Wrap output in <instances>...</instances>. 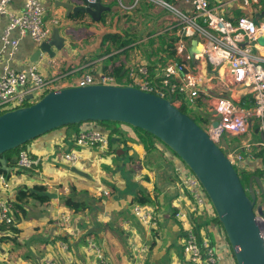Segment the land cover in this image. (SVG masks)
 <instances>
[{
    "label": "crops",
    "instance_id": "0c3cea01",
    "mask_svg": "<svg viewBox=\"0 0 264 264\" xmlns=\"http://www.w3.org/2000/svg\"><path fill=\"white\" fill-rule=\"evenodd\" d=\"M76 1L72 0L73 4ZM132 1L122 0V3L128 5ZM170 1L177 2L184 11L190 9L182 4V0ZM211 1L217 4L215 0ZM42 2L48 9V19L58 17L63 22L59 30L66 40L65 50L56 52L54 49V58L46 54L41 58L39 64L46 76L73 80L89 72L91 69L88 67L92 65L95 73L100 72L108 58L101 56V43L104 35L109 33L131 34L123 37L124 41H129L123 52L112 53L125 64V72L129 65L140 62L148 64L155 74L160 66L177 59L172 53L178 40L177 29L172 15L164 10L142 2L134 11L124 12L119 0H102L105 6L111 8L104 24L88 16H81L78 20L69 18L67 10L57 6L58 0ZM24 3L25 0H12L10 8L20 10ZM251 14L256 20L262 19L264 1L261 0L260 9L255 7ZM227 16L235 20L241 16L238 6L230 9ZM124 17L127 22H130L129 18L131 22L144 18L137 33L147 36L139 37L136 32L123 30L120 25H123ZM7 23L8 20L3 18L0 24V48ZM11 37L19 40L18 51L14 58L6 57L0 64V74L6 66L23 70L30 64L38 63L32 62V58L39 48L29 36H21L16 30ZM49 58L54 59L51 65L47 64ZM46 66L49 68L46 69ZM192 66L209 76L208 64L204 60ZM209 93L212 98L217 95L229 97L215 80ZM234 100L241 106H252L249 91L238 88L234 92ZM210 103L211 99L200 96L193 111L201 113L205 110L209 114H202L203 119L212 118ZM83 130L102 131L100 124L88 123L78 129L65 127L54 130L30 142L23 150L38 163L29 170L18 168V154L5 156L8 166L13 168L7 177L16 200L17 226H0L3 252L0 264H44L48 258L59 264H97L96 255L88 252L90 241L103 250L109 264H187L183 244L191 224L202 240H209L216 248L223 258L222 264H237L222 226L215 222L217 216L212 204L209 203L205 214L193 211L194 201L180 187L176 172L177 168L188 169L171 150L157 142L147 152L141 143L119 130L113 134L111 129L109 132L102 131L109 134L110 146L106 150H84L76 146L77 137ZM244 136H248L253 143L240 144L238 141ZM234 139L238 140L234 142V149L243 156L239 165L249 174L261 170L262 159L256 154L261 150L259 144L264 137L258 130L257 122L246 134L234 136ZM248 145L253 157H249L243 149ZM73 150L80 151L82 155V161L76 168L62 160L65 153ZM75 169L82 174L74 172ZM25 189L33 193H48L52 197L43 196L47 199L42 201L31 197L20 202L18 194ZM141 199L155 208L158 225L154 229L140 223L133 214V207L140 204ZM67 200L83 206V210L76 211L67 206ZM20 205L21 211L17 209ZM262 209L264 211L263 206ZM181 211L189 213L188 220L177 217ZM144 248L146 251H143Z\"/></svg>",
    "mask_w": 264,
    "mask_h": 264
},
{
    "label": "built area",
    "instance_id": "2783aa9c",
    "mask_svg": "<svg viewBox=\"0 0 264 264\" xmlns=\"http://www.w3.org/2000/svg\"><path fill=\"white\" fill-rule=\"evenodd\" d=\"M12 0H0V24L3 18L8 20L1 37L0 64L7 57L14 58L19 47V40L11 37L13 31L21 36H29L38 48L52 37L53 30L60 28L63 22L58 17L48 19V9L42 0H25L24 7L12 10ZM60 1V0H58ZM62 1V0H61ZM95 3L96 0H87ZM182 0L189 11H184L177 2L169 0H133L125 5L119 0L122 11H131L142 2L166 11L172 15L177 29L176 56L153 74L148 64H131L123 76L105 74L103 69L95 73L93 65L88 67L89 72L82 73L73 80H63L62 77L46 76L38 63L30 64L23 70H16L6 66L0 74V116L6 112L30 106L43 98L46 94L69 87H86L91 85L130 86L142 92L156 95L170 100L173 104L183 103L194 107L200 96L211 99L210 111H216L219 121L217 129L211 128L209 123L207 133L220 147L222 136H242L257 122L258 130L264 137V45L258 43L264 38V16L256 20L251 14L254 8L260 9L261 0ZM238 6L241 13L236 20L227 16L233 7ZM234 13V11H232ZM198 40L199 50L192 59L189 53L191 41ZM47 55V54H46ZM50 59V58H49ZM202 60L211 66L217 74L197 71L192 64L198 65ZM198 62V63H196ZM54 63L50 59L47 64ZM94 64V63H93ZM46 69L49 66L45 67ZM213 80L223 86L229 97L219 96L212 98L209 93ZM238 88L249 91L252 96V106L244 107L234 100V92ZM31 97L30 99H28ZM76 146L80 149L106 150L110 146L109 134L99 130L80 131ZM264 151V139L259 144ZM222 150L223 148L220 147ZM230 152L226 154L235 166L243 160V156L236 154V148L229 145ZM253 157L251 147L243 148ZM261 167V180L264 185V156ZM62 160L71 167L82 161L80 151L73 150L65 153ZM38 163L26 150H22L17 161L18 168L29 170ZM187 168V167H186ZM188 169V168H187ZM180 187L184 189L194 201L193 211L196 214H205L210 199L205 193L198 178L188 169H176ZM13 188L3 172H0V226L16 227V200L13 199ZM133 214L140 223L148 228L157 227L155 208L151 205L136 204ZM177 217L189 219V213L181 211ZM264 218V214L261 215ZM264 234V219H259ZM1 245V244H0ZM67 249L65 244H62ZM143 251H146L144 248ZM88 252L96 255L97 264H109L103 250L94 242L88 243ZM183 253L187 264H222L223 258L209 240H201L195 227L191 224L186 230L183 244ZM3 252L0 246V258ZM44 264H59L54 259H46Z\"/></svg>",
    "mask_w": 264,
    "mask_h": 264
},
{
    "label": "water",
    "instance_id": "95a60500",
    "mask_svg": "<svg viewBox=\"0 0 264 264\" xmlns=\"http://www.w3.org/2000/svg\"><path fill=\"white\" fill-rule=\"evenodd\" d=\"M57 6L65 8L69 18L78 20L88 16L95 22H101L103 13L111 10L102 0L95 3L77 0L76 4L72 0L58 1ZM65 41L55 28L51 40L40 46L32 62H37L42 54L54 58L56 52L65 50ZM258 43L264 45V38ZM197 45L198 40L193 39L189 48L192 59L199 52ZM208 71L217 74L209 64ZM211 116V128L217 129V112L212 111ZM103 122L141 129L168 147L198 178L236 263L264 264V234L255 211L258 195L264 197L260 176L252 175L246 189L235 166L204 128L170 100L137 88L105 85L63 88L49 92L30 106L4 113L0 116V169L6 173L13 171L5 154L47 133L73 125ZM73 171L82 174L76 169ZM35 193L52 197L44 192ZM258 212L263 215L261 207Z\"/></svg>",
    "mask_w": 264,
    "mask_h": 264
},
{
    "label": "trees",
    "instance_id": "16d2710c",
    "mask_svg": "<svg viewBox=\"0 0 264 264\" xmlns=\"http://www.w3.org/2000/svg\"><path fill=\"white\" fill-rule=\"evenodd\" d=\"M262 1H264V0H262ZM108 15H109L108 12L103 13L102 19H101V22L102 23H104V24L106 23L107 18H108ZM130 35L131 34H129V32H125L122 35L120 33H109V34L104 35V37L102 39V43H101V56L108 57L107 60H106V62H105V64H104V67H103V71H104L105 74L114 75V76H120L121 72L123 71V69L125 67V64L122 61H118L115 56H112V53L114 51H118V50H120V53H122L123 52L122 49L129 44V41H124L123 37H128ZM172 53H173V56H175L176 55V49L174 50V48H173V52ZM118 54L116 55L117 57L119 56ZM174 105L177 108H179L183 113L187 114L189 117L192 118V116L190 114L186 113V110H187L186 107H188V106H186L185 104H184L185 106L183 104L181 105V103L180 104L179 103H175ZM192 119L198 125H200L194 118H192ZM212 119L213 118H207V119L205 118V119H202L201 122L207 124V123H210L212 121ZM97 124L104 125V126L109 125V127L111 128V131L110 132L113 133V134L116 133V132H118V129L117 128H114V127H115V125H117L119 123L103 122V123H97ZM80 126L81 125H73V126H68V128H72L73 127V128L78 129ZM132 129L137 134L140 143L143 145L144 149L147 152H149L151 149H153L154 146H155V144L157 142H160L157 138H155L151 134H149V133H147V132H145V131H143L141 129H135V128H132ZM223 136H222V138H223ZM233 142H235V141H233ZM233 142H228V144L229 145H233ZM26 146L27 145H25L22 148H19L17 150L7 152L5 154V156L10 157V156L16 155V154L19 155L20 152L23 149H25ZM223 151L225 152L226 150L223 149ZM226 153L228 154V152H226ZM256 156L259 157V158H263L264 151L262 149L259 150V152L256 154ZM0 172H3L6 175H8V173L4 172L1 169H0ZM244 175L245 176L243 177V180L247 183V187H245V185L243 183L244 181L243 180H241V181H242V183H243V185H244L245 188H248L249 179H250V177L252 175L259 176L258 175V170L255 171L252 174H244ZM36 189L37 190H42V188H36ZM31 197L32 198L39 199L40 201L47 199L46 197L40 196L38 193H35V192L34 193L33 192H30L27 189L21 190L20 193L18 194V200L20 202H23V200L28 199V198H31ZM139 202H140V204H146L147 203V201L145 199H141ZM66 205L69 206V207H71V208L73 207L76 211L83 210V206H81L79 204H74V203L70 202L69 200L66 201ZM17 209L21 211L22 210L21 209V205L20 206H17ZM215 222H217L219 225H221L217 217L215 218ZM199 238L201 239V237H199Z\"/></svg>",
    "mask_w": 264,
    "mask_h": 264
},
{
    "label": "rangeland",
    "instance_id": "374dc122",
    "mask_svg": "<svg viewBox=\"0 0 264 264\" xmlns=\"http://www.w3.org/2000/svg\"><path fill=\"white\" fill-rule=\"evenodd\" d=\"M169 1H170V0H169ZM144 3H145V2H144ZM151 6H152V5H151ZM134 10H135V9H134ZM134 10H133V11H134ZM129 21H130V22H127V19L124 17V19H123V21H122V24H123V25H120V27H121L123 30L128 29V31H130V32H133V33L136 32L135 35H138L139 37L147 36V34L142 35V34H138V33H137V31H140V29H141V25H142V23L144 22V18H141V19L138 18V19H136L134 22H131L132 19L129 18ZM128 26H130V27H128ZM133 28H136V29H133ZM182 104H183V103H181V105H182ZM183 105H184V104H183ZM184 106H185V105H184ZM186 106H187V105H186ZM188 107H189V106H188ZM188 107H186V109H187V110H186V113L190 114V115L192 116V118H194V119H195V120H196V121L202 126V128L207 129L209 123H207V124L202 123L201 120L203 119L202 114L208 116L209 112L203 110V111H201V113H196V112L192 111L193 109H195L196 105H195L194 107H189V108H188ZM207 118H208V117H207ZM210 118H211V117H210ZM100 127H101V130H102V131H105V132H109L110 129H111V128L109 127V125H107V126L100 125ZM115 128H117L120 132L125 133V134H126L129 138H131L132 140L137 141L138 143H140L137 134L131 129L130 126H128V125H124V124H117V125H115ZM233 141H238V140L234 139V136H230V135H228V134H225V135L223 136V138H222V143L220 144V147H222L224 150H226L225 153H226V152H230L229 148H227V147L229 146L228 142H233ZM238 142H239L240 144H241V142H249V143H253V141H251V140L248 138V136H244V137H242L241 140L238 141ZM160 144H162V143H159V145H160ZM162 145H163V144H162ZM163 146H164V145H163ZM232 146L234 147V142H233V145H232ZM164 147L167 148L166 146H164ZM168 150H170V149L168 148ZM238 153H239V151L237 150L235 155H237ZM226 154H227V153H226ZM235 168H236V170H237V172H238V174H239L241 180H243V177L245 176L244 174H249V172L246 171L245 169H243L239 164H236V165H235ZM258 175L261 177V170L258 171ZM243 181H244V180H243ZM243 183H244L245 187H247V183H246L245 181H244ZM246 189H247V188H246ZM262 206L264 207V197H263L262 195H258V200H257V204H256V207H255V211H256V214H257V216H258L259 219H264L263 217H261V215H260L259 212H258L259 207L262 208ZM262 211H263V209H262ZM263 212H264V211H263ZM263 214H264V213H263ZM261 229H263L262 226H261Z\"/></svg>",
    "mask_w": 264,
    "mask_h": 264
}]
</instances>
